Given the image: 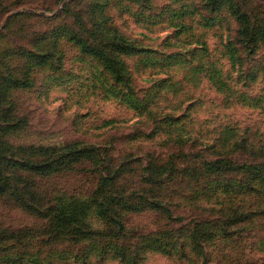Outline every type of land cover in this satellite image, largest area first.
Segmentation results:
<instances>
[{"label": "rangeland", "instance_id": "374dc122", "mask_svg": "<svg viewBox=\"0 0 264 264\" xmlns=\"http://www.w3.org/2000/svg\"><path fill=\"white\" fill-rule=\"evenodd\" d=\"M6 165L0 264H264V215L189 232L264 204V0H0Z\"/></svg>", "mask_w": 264, "mask_h": 264}, {"label": "trees", "instance_id": "16d2710c", "mask_svg": "<svg viewBox=\"0 0 264 264\" xmlns=\"http://www.w3.org/2000/svg\"><path fill=\"white\" fill-rule=\"evenodd\" d=\"M32 162V161H31ZM25 164V163H24ZM37 167L39 170H44L45 172H48L49 170L53 169V165H51V162L49 161V159L46 160H41L38 161L36 163ZM253 166L252 164L249 163H244L242 164L240 167H249V166ZM34 167V166H33ZM56 168V166H54V169ZM9 169V165H6L4 169H2V167L0 166V191H5L7 190V178L5 177L4 179H2L4 177L3 175V171L4 170H8ZM250 170V169H249ZM9 173L6 174V176ZM251 178L252 180L259 182V185H253L249 180L246 183V186H249V188L247 190L250 189V191L255 192L256 195H264V168L261 166H256V170H252L251 171ZM237 212V210H235ZM239 215H237L236 218H234L233 220H231V217H227L224 221H221L220 225H214L212 226L213 229L208 230L207 227L204 230L198 231L196 227H193L191 230H189L190 232V236L191 238L197 243V246L200 245V241L204 240V241H208L211 240L213 238H215L217 236V234H228V230L226 228L227 224H233L234 222L238 221V220H248L249 218H253V217H257L259 219H261L262 215H264V204L260 203L257 201H254V205L249 204L248 206L244 207L241 212H237ZM199 222V221H198ZM223 232V233H222ZM165 234V233H164ZM225 236V235H224ZM173 240V241H171ZM178 245V241L176 239H174L171 235L165 236L162 235L160 236V250L164 249V252H168L171 253L174 251V249L177 247L175 242ZM207 242L204 243V245ZM156 247H158V245L155 244ZM184 249H180L179 251V255H183L184 254ZM120 256L127 262V264H139L138 259L135 255H128L126 253V251H122L121 253H119ZM202 254L205 255L206 251H202ZM233 261L229 264H240V260H235L232 259ZM36 264H43L41 261L36 260ZM225 264V263H224Z\"/></svg>", "mask_w": 264, "mask_h": 264}]
</instances>
